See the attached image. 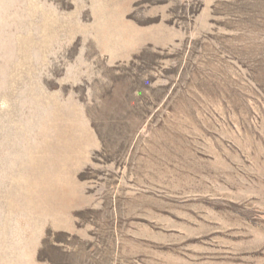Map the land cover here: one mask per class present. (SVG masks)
<instances>
[{
	"label": "rangeland",
	"instance_id": "rangeland-1",
	"mask_svg": "<svg viewBox=\"0 0 264 264\" xmlns=\"http://www.w3.org/2000/svg\"><path fill=\"white\" fill-rule=\"evenodd\" d=\"M0 264H264V0H0Z\"/></svg>",
	"mask_w": 264,
	"mask_h": 264
}]
</instances>
